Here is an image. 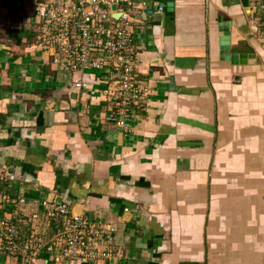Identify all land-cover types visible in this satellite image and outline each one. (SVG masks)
<instances>
[{"label": "crops", "instance_id": "obj_1", "mask_svg": "<svg viewBox=\"0 0 264 264\" xmlns=\"http://www.w3.org/2000/svg\"><path fill=\"white\" fill-rule=\"evenodd\" d=\"M255 1L264 0H134L136 78L148 96L118 128L102 97L106 72L74 88L54 52L35 45L37 1L0 0V192L25 200L0 218H20L22 232L46 243L55 229L39 204L65 203L114 229L118 255L100 264H264ZM223 29L252 63L221 59ZM40 257L35 264H68L58 252Z\"/></svg>", "mask_w": 264, "mask_h": 264}, {"label": "built area", "instance_id": "obj_2", "mask_svg": "<svg viewBox=\"0 0 264 264\" xmlns=\"http://www.w3.org/2000/svg\"><path fill=\"white\" fill-rule=\"evenodd\" d=\"M37 47L53 51L52 65L74 78L73 87H86L87 73L106 72L102 97L110 106L108 121L126 128L134 109L146 101L148 90L137 82L134 30L143 22L134 16V0H36ZM264 15V1H255ZM89 77V76H88ZM24 206L22 197L0 192L5 205ZM43 216L54 226L53 236L42 243L8 217L0 218V256L6 264H35L42 252H58L68 264H100L118 254L112 250L114 229L92 222L65 203L43 200ZM16 209V208H15ZM33 220L39 215L33 213ZM18 261V263H17Z\"/></svg>", "mask_w": 264, "mask_h": 264}, {"label": "water", "instance_id": "obj_3", "mask_svg": "<svg viewBox=\"0 0 264 264\" xmlns=\"http://www.w3.org/2000/svg\"><path fill=\"white\" fill-rule=\"evenodd\" d=\"M220 38V56L224 61H230L233 64L252 63L254 55H240L238 52L230 50L229 33L227 29H223Z\"/></svg>", "mask_w": 264, "mask_h": 264}]
</instances>
